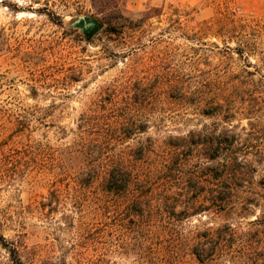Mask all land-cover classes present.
Here are the masks:
<instances>
[{"label": "rangeland", "instance_id": "1", "mask_svg": "<svg viewBox=\"0 0 264 264\" xmlns=\"http://www.w3.org/2000/svg\"><path fill=\"white\" fill-rule=\"evenodd\" d=\"M82 14L103 23L90 40L71 26ZM213 99L264 119V0H0V233L25 264H197L191 243L228 224L237 246L264 241V155L221 213L103 190L117 163L156 179L169 138L249 127L208 115Z\"/></svg>", "mask_w": 264, "mask_h": 264}, {"label": "trees", "instance_id": "2", "mask_svg": "<svg viewBox=\"0 0 264 264\" xmlns=\"http://www.w3.org/2000/svg\"><path fill=\"white\" fill-rule=\"evenodd\" d=\"M49 16L55 24H63L59 15ZM115 20L105 22L108 30L118 24ZM226 100L213 99L208 105L211 113L207 114L226 112L235 117L240 113L248 118L249 127L239 131L231 125L212 127L169 138L168 159L156 179H143L133 169L117 163L107 168L103 190L126 207H171L172 211L181 207L180 215L192 207L195 209L191 214L203 212L201 207H220L215 213L237 207L240 184L256 171L255 157L264 155V149L257 145L258 135L264 130V119L257 110L263 107L249 101H241L240 107L231 106ZM237 230L228 224L197 236L190 247L197 264H264V241L237 246ZM0 245L9 250L14 264H25L1 233Z\"/></svg>", "mask_w": 264, "mask_h": 264}, {"label": "water", "instance_id": "3", "mask_svg": "<svg viewBox=\"0 0 264 264\" xmlns=\"http://www.w3.org/2000/svg\"><path fill=\"white\" fill-rule=\"evenodd\" d=\"M71 26L81 31L87 40H90L103 28V23L90 15L82 14L75 16Z\"/></svg>", "mask_w": 264, "mask_h": 264}]
</instances>
